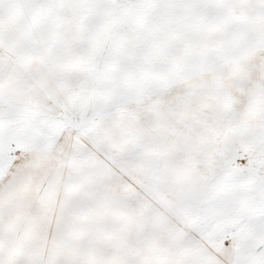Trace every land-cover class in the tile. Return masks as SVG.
<instances>
[{
	"label": "snow or ice",
	"instance_id": "6c2138e0",
	"mask_svg": "<svg viewBox=\"0 0 264 264\" xmlns=\"http://www.w3.org/2000/svg\"><path fill=\"white\" fill-rule=\"evenodd\" d=\"M0 264H264V0H0Z\"/></svg>",
	"mask_w": 264,
	"mask_h": 264
}]
</instances>
